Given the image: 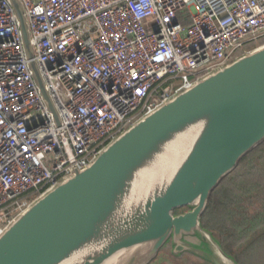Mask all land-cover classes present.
Wrapping results in <instances>:
<instances>
[{"label": "built area", "instance_id": "built-area-1", "mask_svg": "<svg viewBox=\"0 0 264 264\" xmlns=\"http://www.w3.org/2000/svg\"><path fill=\"white\" fill-rule=\"evenodd\" d=\"M19 2L32 56L11 0H0V234L140 117L264 36V0Z\"/></svg>", "mask_w": 264, "mask_h": 264}, {"label": "water", "instance_id": "water-1", "mask_svg": "<svg viewBox=\"0 0 264 264\" xmlns=\"http://www.w3.org/2000/svg\"><path fill=\"white\" fill-rule=\"evenodd\" d=\"M11 3L32 56L22 6ZM263 141L264 43L176 92L38 196L0 234V264H103L124 250L119 264H149L169 241L174 255L238 264L201 216Z\"/></svg>", "mask_w": 264, "mask_h": 264}, {"label": "trees", "instance_id": "trees-1", "mask_svg": "<svg viewBox=\"0 0 264 264\" xmlns=\"http://www.w3.org/2000/svg\"><path fill=\"white\" fill-rule=\"evenodd\" d=\"M201 223L238 260L240 251H264V141L243 156L212 191ZM165 255L175 258L169 252Z\"/></svg>", "mask_w": 264, "mask_h": 264}, {"label": "rangeland", "instance_id": "rangeland-1", "mask_svg": "<svg viewBox=\"0 0 264 264\" xmlns=\"http://www.w3.org/2000/svg\"><path fill=\"white\" fill-rule=\"evenodd\" d=\"M263 43H264V36L252 43L245 45L244 49L242 50V53L247 52L248 50H251L252 48L258 45H261ZM185 208L186 207L180 209L179 211H182ZM210 231L212 232L213 236L218 239L217 234H215L213 230H210ZM166 252H169L175 258H170L171 256L165 257ZM230 255L233 256V258L238 264H244L246 262L247 263L249 262V264H264V251L263 252L256 251L253 254L249 252L240 251V255L238 257L239 260L236 258L234 254H230ZM157 256H158L157 260L151 264H211L208 260H206L201 255L191 252V251H184L179 255H174L170 251V241L161 250V253L157 254Z\"/></svg>", "mask_w": 264, "mask_h": 264}, {"label": "bare ground", "instance_id": "bare-ground-1", "mask_svg": "<svg viewBox=\"0 0 264 264\" xmlns=\"http://www.w3.org/2000/svg\"><path fill=\"white\" fill-rule=\"evenodd\" d=\"M127 253H128V250L121 251L117 253L116 255H114L113 257L106 260L103 264H119L125 258ZM64 264H70V262L64 263Z\"/></svg>", "mask_w": 264, "mask_h": 264}]
</instances>
